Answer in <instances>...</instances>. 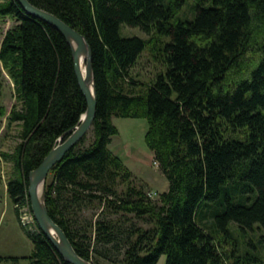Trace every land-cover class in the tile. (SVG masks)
<instances>
[{
	"label": "trees",
	"instance_id": "1",
	"mask_svg": "<svg viewBox=\"0 0 264 264\" xmlns=\"http://www.w3.org/2000/svg\"><path fill=\"white\" fill-rule=\"evenodd\" d=\"M29 1L83 34L93 53V140L86 144L88 133L70 150L46 187L49 215L77 254L94 264H158L162 256L166 264H264L238 244L241 232L264 235V0H198L194 21L176 20L186 0ZM0 18L17 22L0 46V127L5 71L17 100L6 129L18 125L20 142L2 157L16 175L7 189L18 205L30 203V173L79 125L87 102L57 29L17 0H0ZM123 25L149 39L122 37ZM151 45L163 70L145 83L134 69ZM114 118L147 121L145 143L170 185L160 204L133 187L111 151ZM99 207L103 218H82ZM129 214L154 228H124ZM37 235L32 264H68Z\"/></svg>",
	"mask_w": 264,
	"mask_h": 264
},
{
	"label": "rangeland",
	"instance_id": "2",
	"mask_svg": "<svg viewBox=\"0 0 264 264\" xmlns=\"http://www.w3.org/2000/svg\"><path fill=\"white\" fill-rule=\"evenodd\" d=\"M198 0H186L183 9L177 15V21H194L196 17V5ZM16 21L10 18H0V46L9 30L16 26ZM121 35L125 38L138 37L148 40L149 37L141 31L139 28H130L126 25L121 27ZM166 39H160V44L165 43ZM163 70L161 64L154 59V51L152 45L141 56L137 67L134 69L135 75L140 77L143 82L149 81V78L154 77L158 72ZM17 104L15 85L10 76L3 71V105L6 110V116L3 119V124L0 127V255L5 253V256L21 255V258H17L14 262L12 258L6 260H0V264H32L29 259L31 254L25 257L29 249H33V239L29 234V230L21 222V219L25 217V206L31 204L27 202H20L14 204L8 195L7 183L12 177H16L12 171V165L6 163L2 157V152L12 154L15 151L16 146L20 142L18 125H14L9 131L6 129L7 119ZM113 123L119 130V135L113 138V145L111 151L116 155L120 154L121 159L125 165L131 170L134 175L132 180L133 187L145 192L148 197L154 202L160 204L163 194L169 191V182L162 173L159 163L154 159V154L149 150L145 143V135L148 129V123L142 119H120L114 118ZM93 140L92 133L88 134L87 145ZM51 175L49 174L45 181L44 188L51 183ZM25 205V206H23ZM14 210L17 214L18 223L11 215H14ZM31 206V205H30ZM31 208V207H30ZM25 209V210H24ZM31 215L35 219L32 209ZM101 207L93 210H85L82 213V218L96 221L99 218H103ZM29 215V214H28ZM117 218V217H115ZM119 218V217H118ZM125 227L129 228L134 226L135 229L140 228L143 230H151L154 228L152 221L145 217L138 219L133 214H129L126 217ZM36 220V219H35ZM37 223V221H35ZM15 225L17 229H15ZM38 231L41 229L37 223ZM24 227V228H23ZM27 231V232H26ZM11 233V234H10ZM31 233V232H30ZM37 233V232H36ZM26 234V235H25ZM237 234V233H236ZM38 236V235H37ZM238 236V234H237ZM239 245H243L242 252H248L255 255H260L264 260V235L259 230L239 234ZM252 243L247 247L246 242ZM32 245V246H31ZM20 248L19 252L17 250ZM231 248V247H230ZM233 250V249H232ZM15 251V252H14ZM123 257H120L122 260ZM237 257L232 258V261H227V264H244L241 261L238 263ZM103 264H122L114 263L112 261H103ZM158 264H166V256H162Z\"/></svg>",
	"mask_w": 264,
	"mask_h": 264
},
{
	"label": "water",
	"instance_id": "3",
	"mask_svg": "<svg viewBox=\"0 0 264 264\" xmlns=\"http://www.w3.org/2000/svg\"><path fill=\"white\" fill-rule=\"evenodd\" d=\"M17 1L29 16L49 24L65 37L71 46L75 72L81 91L87 102L86 111L82 115L79 125L65 135L67 136L65 141H63L64 137H62L59 140V144L44 159L40 167L30 173L28 191L31 209L41 231L49 239L66 263L94 264L91 261L81 258L77 254L66 233L49 215L46 206V191L44 188L45 181L47 180L53 167L61 162L66 154L87 136L95 122L98 108V95L93 70L92 48L83 34L66 24L55 15L36 7L29 0ZM82 57H85L87 64L86 77L83 75L81 69ZM91 84L93 86V92L90 88Z\"/></svg>",
	"mask_w": 264,
	"mask_h": 264
},
{
	"label": "bare ground",
	"instance_id": "4",
	"mask_svg": "<svg viewBox=\"0 0 264 264\" xmlns=\"http://www.w3.org/2000/svg\"><path fill=\"white\" fill-rule=\"evenodd\" d=\"M81 69H82L83 75L86 77L87 76V64H86L85 57L81 58ZM90 88H91V91L93 92L94 90H93L92 84H91ZM25 208H26V210L24 209L25 210V212H24L25 213V217L21 219V222L26 227V230L27 229L29 230V231L28 230L27 231L29 232V234L31 236L37 235L40 231H38L39 229H38L37 223L35 222L36 220L31 215V213H32L30 211L31 209L29 207H27V206H25Z\"/></svg>",
	"mask_w": 264,
	"mask_h": 264
},
{
	"label": "crops",
	"instance_id": "5",
	"mask_svg": "<svg viewBox=\"0 0 264 264\" xmlns=\"http://www.w3.org/2000/svg\"><path fill=\"white\" fill-rule=\"evenodd\" d=\"M112 145H113V143H112ZM111 148H112V146H111ZM116 155L117 156H119V157H121V155L120 154H117L116 153ZM122 158V157H121ZM12 209H13V211H14V215H11L12 217H14V219L17 221V223H18V218H17V214H16V212H15V210H14V207L12 206ZM18 226H19V228H20V225H19V223H18ZM15 229H17V226L15 225ZM21 229V228H20ZM22 230V229H21ZM11 234V233H10ZM26 235V234H25ZM32 246V245H31ZM19 250H20V248L17 250V252H19ZM32 251H33V249H32V247H31V249H29V251L26 253V255H25V257H27V256H29L31 253H32ZM15 252V251H14ZM5 253H1V255H0V260H6L7 258H12V260L14 261V262H16L17 261V258H21V255H17L18 253H14L13 255H10V256H5L4 255Z\"/></svg>",
	"mask_w": 264,
	"mask_h": 264
}]
</instances>
